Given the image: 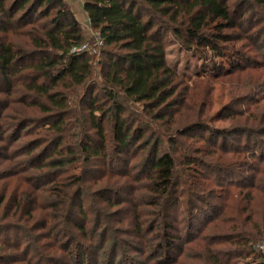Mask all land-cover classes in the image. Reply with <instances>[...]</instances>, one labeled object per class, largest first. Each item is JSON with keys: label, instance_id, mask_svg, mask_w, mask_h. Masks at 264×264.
Instances as JSON below:
<instances>
[{"label": "trees", "instance_id": "16d2710c", "mask_svg": "<svg viewBox=\"0 0 264 264\" xmlns=\"http://www.w3.org/2000/svg\"><path fill=\"white\" fill-rule=\"evenodd\" d=\"M84 2L78 51L67 0H0V264H264V0ZM169 35L227 78L229 127Z\"/></svg>", "mask_w": 264, "mask_h": 264}, {"label": "rangeland", "instance_id": "374dc122", "mask_svg": "<svg viewBox=\"0 0 264 264\" xmlns=\"http://www.w3.org/2000/svg\"><path fill=\"white\" fill-rule=\"evenodd\" d=\"M67 1L70 3L71 7L75 11H77V15L79 17V20L81 21L82 25L84 26L83 30H84V35L86 37L87 45L91 46V44H90L91 38L94 39V37H96L95 38L96 40L98 38L100 39L99 33L92 30V28L90 27L89 18H88V20L86 19L84 21V19L79 14V11H80V8L78 6L79 0H67ZM82 2H83V5L81 6L82 7L81 12L83 13V11L85 12V10H84V3L85 2H84V0H81V3ZM216 61L218 64L223 63V64H225L226 68L228 67V64L226 63L227 58H223V59L216 58ZM167 62L170 65V67L173 68L177 72V74H179L180 78L182 80H184V82L190 86L195 84L196 81H200V80H209L210 79L212 81L210 86H209V88H210L209 92L211 95L212 107H211V110L209 113L210 117L208 119V123L211 126H214L217 128L229 127L231 125V122L227 121L225 119H221L220 114H221V111L223 110V108H225L232 101V90H231L230 84L225 82L227 80V78L217 79L211 73L206 72V65H210V64L213 65L214 62H212L210 59L209 60H205V59L203 60L199 56V54H195L193 52L184 50L181 47V45L176 40H174L172 35H169V42L167 44ZM236 75H238V73H235L232 77L234 78V77H236ZM203 91H204L203 87H200L199 88L200 94ZM261 99L264 100V95L261 96ZM236 187L237 186L234 187L232 185L229 188V196H228V198H226V205H229V207L232 205V202L234 199L241 197V194H239L238 189ZM39 214L41 215V209L36 212L37 217L39 216ZM203 221L204 220H198L197 226H201V223ZM220 224H222V223H220ZM224 225H228V224L224 223ZM224 225H220V226L222 227ZM220 229L221 228H219V225L214 228V230H220ZM3 236H5V234H3ZM16 236H17L16 232H12L11 238L16 239ZM194 243L196 244L197 242L194 241ZM195 244H193V246L191 245L194 249L187 250L184 253L187 256V259L184 258L183 261H185V263H189V264L190 263H192V264H206V263H203L199 258L200 255L203 253V251L206 249H204L202 247H197ZM260 244H262V243H260ZM57 254L60 255V253H57ZM189 254H191V255L188 257ZM232 264H248V263L246 262L245 259H240V260L236 259L232 262Z\"/></svg>", "mask_w": 264, "mask_h": 264}, {"label": "built area", "instance_id": "2783aa9c", "mask_svg": "<svg viewBox=\"0 0 264 264\" xmlns=\"http://www.w3.org/2000/svg\"><path fill=\"white\" fill-rule=\"evenodd\" d=\"M96 41H97V43H98L100 46L103 44V43H102V40L99 39V38H98ZM83 49H90V45L88 46V45H87V42H85V43L82 45V47L79 48V49H77V50L79 51V50H83ZM258 247H259L260 251L262 252V254H264V243L259 244Z\"/></svg>", "mask_w": 264, "mask_h": 264}, {"label": "crops", "instance_id": "0c3cea01", "mask_svg": "<svg viewBox=\"0 0 264 264\" xmlns=\"http://www.w3.org/2000/svg\"><path fill=\"white\" fill-rule=\"evenodd\" d=\"M80 2V3H79ZM79 2H78V6H79V8H80V11H79V14L81 15V17L84 19V21L87 19L88 20V16H87V13H85L84 11H83V13L81 12V6L83 5V2L81 3V0H79ZM75 11V10H74ZM76 12V14H77V11H75ZM78 16V15H77ZM87 23V22H86Z\"/></svg>", "mask_w": 264, "mask_h": 264}]
</instances>
